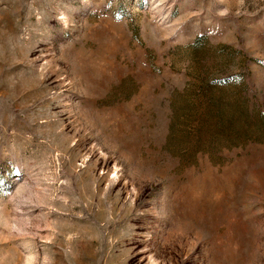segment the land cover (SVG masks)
<instances>
[{"label":"rangeland","instance_id":"374dc122","mask_svg":"<svg viewBox=\"0 0 264 264\" xmlns=\"http://www.w3.org/2000/svg\"><path fill=\"white\" fill-rule=\"evenodd\" d=\"M0 264H264V0H0Z\"/></svg>","mask_w":264,"mask_h":264}]
</instances>
